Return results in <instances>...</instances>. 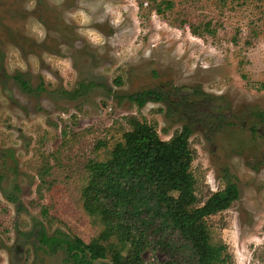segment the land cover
<instances>
[{"label":"rangeland","instance_id":"obj_1","mask_svg":"<svg viewBox=\"0 0 264 264\" xmlns=\"http://www.w3.org/2000/svg\"><path fill=\"white\" fill-rule=\"evenodd\" d=\"M262 84L264 0H0V264H67L63 246L39 244L41 229L84 243L102 234L83 208L86 165L107 158L130 118L166 141L212 107L222 124L195 121L189 138L196 206L228 173L239 197L205 219L211 242L231 264H264ZM144 90L166 99H127Z\"/></svg>","mask_w":264,"mask_h":264},{"label":"trees","instance_id":"obj_2","mask_svg":"<svg viewBox=\"0 0 264 264\" xmlns=\"http://www.w3.org/2000/svg\"><path fill=\"white\" fill-rule=\"evenodd\" d=\"M15 79L28 89L19 76ZM127 99L142 108L147 102H164L166 98L162 92L144 90ZM196 104L171 101L170 107L178 112L180 108L192 110ZM217 108L188 120L166 141L159 138L152 125L130 118V130L123 133L122 141L115 143L107 158L86 165L83 208L99 219L104 227L102 234L88 243L42 234L43 243L57 241L58 247L64 246L71 264L104 260L108 250L109 264H231L225 245L211 242L205 219L227 210L238 199L237 185L227 173L225 188L212 193L198 207L191 172L189 138L193 123H205L217 114L214 119L220 124L223 113H216ZM254 116L264 127V112H255ZM110 237L117 238L118 247L101 243ZM146 250L161 251L167 260L146 262L141 257Z\"/></svg>","mask_w":264,"mask_h":264},{"label":"flooded vegetation","instance_id":"obj_3","mask_svg":"<svg viewBox=\"0 0 264 264\" xmlns=\"http://www.w3.org/2000/svg\"><path fill=\"white\" fill-rule=\"evenodd\" d=\"M9 200V199H8ZM10 201H11V199H10ZM44 235V236H46V237H50V238H55V239H58V237H56V236H47L46 234H45V232L41 229L40 230V234H39V239H38V242H39V244L41 245V246H44L45 248H47V250L50 252V253H54V252H57L60 248H62V247H58V245H57V241L55 242V243H43V240H42V238H41V235ZM63 250H64V246H63ZM65 251V250H64ZM66 253V252H65ZM67 264H71L70 263V260H69V258H68V256H67Z\"/></svg>","mask_w":264,"mask_h":264}]
</instances>
